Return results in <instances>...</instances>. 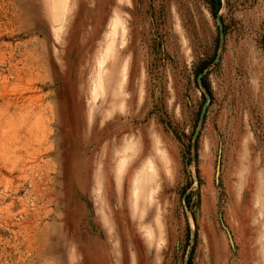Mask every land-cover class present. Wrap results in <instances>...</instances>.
Returning a JSON list of instances; mask_svg holds the SVG:
<instances>
[{
    "label": "rangeland",
    "instance_id": "1",
    "mask_svg": "<svg viewBox=\"0 0 264 264\" xmlns=\"http://www.w3.org/2000/svg\"><path fill=\"white\" fill-rule=\"evenodd\" d=\"M219 2L0 0V264H264V0Z\"/></svg>",
    "mask_w": 264,
    "mask_h": 264
},
{
    "label": "bare ground",
    "instance_id": "2",
    "mask_svg": "<svg viewBox=\"0 0 264 264\" xmlns=\"http://www.w3.org/2000/svg\"><path fill=\"white\" fill-rule=\"evenodd\" d=\"M114 31H115V29L113 30V32H114ZM110 35H111V34H110ZM107 40H108V39H106V41H107ZM110 41H111V43H112V41H114V38L112 37V39H110V37H109L108 42H110ZM111 45H112V44H111ZM111 45H110V47H112ZM110 47H109V44H108V47H107V48H109V49H108V50H109V54H110V52H111V50H112ZM110 49H111V50H110ZM101 67H102V66H101ZM102 77H103V76H102ZM101 79H102V78H101ZM159 149H160V147H159ZM160 150H161V149H160ZM160 156H161V155H160ZM162 157H163V156H162ZM164 157H165V155H164ZM164 157H163V158H164ZM165 159H166V157H165ZM165 159H164L163 161H165ZM161 160H162V159H161ZM163 161H162V162H163ZM167 161H168V160H167ZM163 163H164V162H163ZM149 164H150V163H149ZM149 164H147V165H149ZM164 164H165V163H164ZM147 165L144 167V169L146 168L145 171L143 170V174L145 173V175H147V173H148V172H147V171H148L147 169H148L149 167H151V166L149 165V167L147 168ZM166 165H167V164H166ZM163 167H164V165H163ZM167 167H168V166H166V167H164V168L167 169ZM149 169H150V168H149ZM152 170H153V168H152ZM153 172H154V171H153ZM154 173H155V172H154ZM145 175H144V176H145ZM156 175H157V174H156ZM156 175H155V176H156ZM144 176H143V177H144ZM139 178L141 179V178H142V175H141V177H139ZM147 178H149V177H147ZM150 179H151V178H150ZM150 179H147V181H148V180L150 181ZM137 180H138V178H137ZM143 180H144V179H143ZM143 180H142V181H143ZM140 181H141V180H139V182H140ZM145 181H146V180H145ZM151 181H152V180H151ZM146 183H147L146 186L143 184V185H144V188L142 189V199H146V200H147L146 202L149 204V203L152 201L151 198H152V196H153V194H154L155 189L150 188V186H149V182H146ZM138 184H140V183H138ZM138 184H137V185H138ZM137 185H136V186H137ZM133 186H134V185H133ZM136 189H137V188H136ZM152 189H153V190H152ZM140 190H141V189H140ZM136 192H137V191H136ZM134 193H135V192H133V195H134ZM137 193H139V192H137ZM135 195H137V194L135 193ZM139 198H140V196H139ZM150 232H151V231H150ZM158 234H159V233H158ZM150 235L152 236V234H150ZM151 236H149V237H150V240H151V238H153V237H151ZM160 236H161V235H160ZM159 240H160V239H159ZM160 244H161V243H160Z\"/></svg>",
    "mask_w": 264,
    "mask_h": 264
},
{
    "label": "trees",
    "instance_id": "3",
    "mask_svg": "<svg viewBox=\"0 0 264 264\" xmlns=\"http://www.w3.org/2000/svg\"><path fill=\"white\" fill-rule=\"evenodd\" d=\"M214 2H216L218 5H220V2H219V0H213ZM206 69V67H204L202 70H205Z\"/></svg>",
    "mask_w": 264,
    "mask_h": 264
}]
</instances>
